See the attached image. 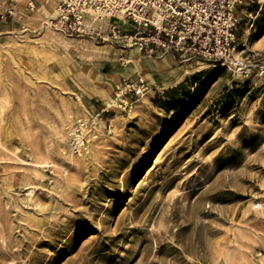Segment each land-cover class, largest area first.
<instances>
[{
  "label": "rangeland",
  "instance_id": "obj_1",
  "mask_svg": "<svg viewBox=\"0 0 264 264\" xmlns=\"http://www.w3.org/2000/svg\"><path fill=\"white\" fill-rule=\"evenodd\" d=\"M44 8L0 0V264H264V69L34 40Z\"/></svg>",
  "mask_w": 264,
  "mask_h": 264
},
{
  "label": "built area",
  "instance_id": "obj_2",
  "mask_svg": "<svg viewBox=\"0 0 264 264\" xmlns=\"http://www.w3.org/2000/svg\"><path fill=\"white\" fill-rule=\"evenodd\" d=\"M252 0H59L52 26L68 36L137 47L149 55L171 54L179 60L202 58L219 62L249 77L263 70L260 53L239 39L238 14ZM112 18L107 29L97 19ZM255 204L254 208H258Z\"/></svg>",
  "mask_w": 264,
  "mask_h": 264
},
{
  "label": "bare ground",
  "instance_id": "obj_3",
  "mask_svg": "<svg viewBox=\"0 0 264 264\" xmlns=\"http://www.w3.org/2000/svg\"><path fill=\"white\" fill-rule=\"evenodd\" d=\"M43 1V3H44V5H45V8H44V11H45V13H50V12H54V11H56L57 10V6H58V2H59V0H42ZM40 9V8H39ZM38 14H35L34 16H32V18H33V24H34V29H37L36 27L38 26V22L40 21V20H42L41 19V17L40 16H42V14H40V11L38 10V12H37ZM51 18H52V16H51ZM38 21V22H37ZM43 21V20H42ZM113 22V19L112 18H103V19H97V20H94V22H92V25L94 26V27H99V28H106V27H108V26H110L111 25V23ZM51 24H52V22L51 21H49V23L46 25V28H47V30L44 32V34H43V36H41V37H36V38H33L34 40H40V39H42L43 37H44V35H46L47 33H48V31H49V29L51 28ZM54 34V33H53ZM56 35V34H55ZM80 38L82 37V36H79ZM79 37H74L73 36V38H79ZM258 42H259V40H256L255 41V43L256 44H258ZM254 45V44H253ZM256 46V45H255ZM143 54V53H142ZM197 69V68H196ZM82 126V125H81ZM77 133V132H76ZM74 134H75V132H74ZM78 134V133H77ZM76 135V134H75ZM76 137H77V139H79L78 140V142L77 143H80L81 141H80V138H79V134H78V136L76 135ZM76 139V140H77ZM79 146V145H78ZM29 194H31V193H29ZM262 206V208H264V204H262L261 205Z\"/></svg>",
  "mask_w": 264,
  "mask_h": 264
},
{
  "label": "crops",
  "instance_id": "obj_4",
  "mask_svg": "<svg viewBox=\"0 0 264 264\" xmlns=\"http://www.w3.org/2000/svg\"><path fill=\"white\" fill-rule=\"evenodd\" d=\"M11 30L9 28H6V25L3 23H0V36H4L6 33L10 32Z\"/></svg>",
  "mask_w": 264,
  "mask_h": 264
},
{
  "label": "trees",
  "instance_id": "obj_5",
  "mask_svg": "<svg viewBox=\"0 0 264 264\" xmlns=\"http://www.w3.org/2000/svg\"><path fill=\"white\" fill-rule=\"evenodd\" d=\"M179 111V110H178Z\"/></svg>",
  "mask_w": 264,
  "mask_h": 264
}]
</instances>
